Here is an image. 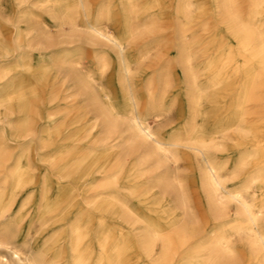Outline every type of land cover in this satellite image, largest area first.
I'll return each instance as SVG.
<instances>
[{"label": "rangeland", "instance_id": "1", "mask_svg": "<svg viewBox=\"0 0 264 264\" xmlns=\"http://www.w3.org/2000/svg\"><path fill=\"white\" fill-rule=\"evenodd\" d=\"M45 1L28 0L27 3L18 5L17 0H0V143L18 144L31 141L38 145L42 138L46 137L45 129L64 122L67 116L71 115V112L66 113L61 109L57 111L48 104L46 78L35 80L26 72L28 69L36 71L50 61H54L57 68L65 75L60 94L66 97L67 101H77L81 114L87 112L88 99L77 87V77L71 71L75 67L79 69L78 77L84 84L88 85L92 80L97 90L109 96L112 105L120 111L117 126L119 130L125 129L130 114L122 98L124 91L121 92L123 85L120 82V73H122L120 62L118 63L110 47L105 46L103 42L90 45L83 39L66 40L51 24L52 21L46 11L48 7H52V3ZM54 1L59 2V0ZM85 1L91 7L97 4L98 8L100 5L107 4L106 1L116 2V0ZM149 1L148 5L154 6L151 3L152 0ZM193 1L195 7L191 14L192 27L186 30L181 38L182 44L187 46L193 54L192 68L197 70L199 83L205 88L204 95L198 101L199 106H196L192 96L185 98V77L182 71L176 66L169 65L170 60L175 61L178 53L179 40L176 38L175 15L169 12L165 15L157 14L151 10L145 13L150 12L148 15L152 19L143 23L146 24L144 28H141L143 21L139 20L140 28L137 29L134 37L137 42L135 56L141 59L145 57V59L132 68L133 76L137 77L134 95L139 104L133 114L145 121L163 141L176 138L182 140L189 136H193V139L214 138L215 148L210 150L209 156L221 167L220 177L223 186L221 192L225 195L226 192H233L236 188L243 186L241 184L246 182L245 179L247 174L251 173V169L264 177V166H255L252 160L245 161L237 175L234 174L237 164L241 159L244 160V155H249L252 147L264 148V135L256 134V131L264 132V120L260 119L264 116V108L260 109L262 116H250L242 120L244 129L251 130L250 137L237 134L233 127H230V121L226 119L233 99L227 96L229 93L224 94L218 90L227 89V83L233 82L234 69L243 70L241 75H244V71H248L247 76L251 74L263 76L264 73L257 70L253 74L250 70L259 59V55L248 53L240 56L236 52L234 40L227 36L224 25L227 20L226 11L221 8L220 1ZM132 2L138 5L142 3V0ZM237 3L240 17L243 20L249 18L250 24L243 32L244 36H254L259 32L264 35V6L257 9V16L247 18L251 0H237ZM64 6L65 3H63ZM63 11H61L62 14ZM20 17L25 22L22 26L25 43L36 42L40 33H46L52 38L48 42L47 49L42 52L47 58H40L39 50H26L27 54L16 56L17 51L14 50L16 38L12 23L18 21ZM180 21L184 24L188 22L183 18ZM118 24L120 23L111 20L104 22L106 31L111 35L120 33ZM65 29L68 28L65 27ZM232 55L237 58L232 60ZM232 61L234 63H231ZM152 65H155L154 69H148L149 72L146 70L145 73L136 76L138 71ZM161 70L170 77L167 81L171 80L165 88L159 81L158 73ZM213 84L217 85L216 89L212 87ZM149 93L153 94L156 100L147 106ZM21 99L24 103L29 102L31 105L33 125L32 131L20 139V128L23 126L20 113L23 103ZM105 99L103 98V103H106ZM215 99H219L218 104L213 103ZM199 111L203 114L200 115ZM47 114H50L51 121L46 120ZM85 115L84 120L77 123V129L74 132L81 147L74 156L83 158L86 161L84 165L87 167L93 165L92 179L98 187L96 194L100 197H106L108 194L122 197L126 195L125 188L137 186L140 188L138 202L142 199L147 200L142 201L139 206L138 202L131 200L128 206L140 218L143 228L141 227L139 231L148 234L154 241H156L155 228L158 231L161 230L166 236L164 243L167 252L162 259L157 257L161 243L154 245V252L141 253V255L135 234L138 226L135 225L133 228L109 214L111 244L114 250L122 251L120 259L122 264H188L189 259H194L196 264H201L205 261L206 251L203 246L206 244H211L212 247L220 245L217 248L223 254L222 264H253L248 250L249 241L235 230L241 226L240 220L243 219L235 215L237 205L227 201L223 218L214 220L210 214L200 180V169L205 167L203 158L195 156L192 150L179 149L176 162L164 160L163 154L159 153L155 158L135 168L133 158L139 161L146 152L144 147L136 145L131 148L132 159L126 162L123 171L117 177L118 182L115 187L113 180L107 184V179L112 175L107 172L112 167V163L106 157L107 152L104 153L102 147L91 143V136L87 140L84 139L89 132H94L90 130L93 125L92 114ZM130 136V132L124 134L125 138ZM65 144L68 145V142ZM14 152L15 155L19 154V150L15 149ZM92 152L96 155V157L92 156L94 160L91 159ZM164 186H167V189H164ZM81 188L85 190L88 186L84 182ZM262 189L260 191L252 187L243 195V198L248 204L253 205V212L264 228V217L257 208L258 200L264 194V187ZM161 192L165 194L160 196ZM90 195L92 194L85 196ZM160 201L163 202L164 208L158 206ZM14 206H21V200L19 199ZM81 206L86 205L82 203ZM36 228L38 229V225ZM120 236L122 238H119ZM220 237H225L222 244L218 241ZM20 248L22 249V245ZM227 250L231 253L229 254ZM0 256L10 261V264H20L11 251L3 247H0ZM20 257L24 260V256ZM115 264L120 263L115 261Z\"/></svg>", "mask_w": 264, "mask_h": 264}, {"label": "bare ground", "instance_id": "2", "mask_svg": "<svg viewBox=\"0 0 264 264\" xmlns=\"http://www.w3.org/2000/svg\"><path fill=\"white\" fill-rule=\"evenodd\" d=\"M17 1L18 5L28 2V0ZM46 1L52 3V7H48L46 11L52 21L51 24L66 40L83 39L90 45L103 42L105 46L110 47L114 57L117 58L118 63L120 62L122 72L120 82L123 85L121 92L124 91L122 98L124 106L129 108L130 117L127 118V127L119 130L117 123L120 111L112 105V100L105 92L97 90L92 80L89 79L88 85L84 84L78 77L80 71L76 67L71 71L77 77L78 89L88 99V109L84 114H81L77 101H67V98L60 94L65 75L57 68L54 61H50L36 71L28 69L26 72L33 79L46 78L48 104L57 111L61 109L66 113L71 112V115H66L68 118L64 122L45 129L46 137H43L38 145L31 141L18 144L0 143V247L11 251L20 264H115V261L122 264L120 260L122 251L116 250L113 253L114 250L111 247L112 232L109 230V214L133 228L135 225L138 226L135 234L140 245V253L154 252V245H159L165 240V233L158 231L157 228L154 229L156 241L148 234L139 231L143 225L128 203L131 200L138 202L140 188L127 187L126 195L122 197L112 194L100 197L96 194L98 187L92 179L93 165L87 167L84 165L86 161L83 158L74 156L76 151L81 149L79 139H76L74 134L77 123L84 120L85 114H92L93 125L90 130L94 132H89L84 139L87 140L91 136V143L102 147L104 153L107 152L106 157L112 163V167L107 170L112 173L107 179V184L113 180V186H117V177L123 171L126 162L132 159L130 150L136 145L144 147L146 152L139 161L133 158L135 168L155 158L159 153L163 154L164 160L176 162L179 149L192 150L195 156L205 161V167L200 169V180L212 218L214 220L223 218L225 203L234 202L237 205L235 215L243 217L240 220L241 226L235 230L249 241L248 250L253 264H264V228L253 212V205L248 204L243 198V195L252 187L262 191L264 177L251 169V173L247 174L245 179L246 182L241 184L243 186L224 195L221 192L223 188L220 177L221 167L209 156L210 150L215 148L214 138L193 139V136H189L182 140L176 138L163 141L145 121L133 114L139 104L134 95L137 77L133 76L132 68L145 59V57L141 59L135 56L137 42L134 37L137 29L140 28L138 21H143L141 23L143 24L152 19L148 15L150 12L145 13L151 10L157 14L165 15L169 12L175 15L176 38L179 40L178 53L175 61L170 60L169 65L176 66L182 71L185 77V98L192 96L196 106H199L198 101L204 95L205 88L199 83L197 70L192 68L193 54L187 46L182 44L181 38L185 31L192 27L191 14L195 7L194 1L152 0L151 3L154 6H150L149 0H142V3L138 5H135L133 0H116L111 3L106 1L107 4L100 5L99 8L97 4L91 7L85 0H59L58 3L54 0ZM217 1H220L221 8L226 11L227 20L224 25L227 36L234 40L236 52L240 56L248 53L259 55V59L250 70L253 74L257 70L264 73V35L260 32L248 37L243 34L250 24L248 17L257 16V9L264 6V0H251L247 20L240 17L237 0ZM63 3H65L64 7ZM62 10H64L63 14ZM22 17L12 23L16 38L14 41L16 56L27 54L26 50H39L40 58H45L46 55L42 52L47 49L48 42L52 38L46 33H40L36 42L25 43L22 36V26L25 22ZM181 18L188 22L184 24L180 21ZM106 20L120 23L118 35H111L106 31L104 26ZM145 26L146 24H143L141 28ZM65 27L68 29L66 30ZM231 58L235 60L237 57L232 55ZM151 68L154 69L155 65L143 68L137 72L136 76ZM241 71L243 72V70L234 69L233 82L230 80L231 82L226 85L227 89L218 91L224 94L229 93L227 96L233 99L230 113L226 118L230 121V127H233L235 133L250 137L251 130L244 129L242 120L245 117L262 116L260 109L264 108V75L247 76L248 71H244V75H241ZM158 76L164 88L171 81L170 79L169 82L167 81L169 76L162 70ZM212 87L216 89L217 85L213 84ZM103 98H106V103H103ZM155 100L156 97L149 93L147 106L153 104ZM218 100H213V103L218 104ZM20 101L23 102L22 99ZM30 107L29 102L22 103L20 113L23 126L20 128V139L32 131L33 117ZM214 107L216 108L217 105ZM202 114L203 112H200V115ZM51 119L50 114H47L46 120L51 121ZM260 119L264 120V116ZM127 132H130L131 136L125 138L124 134ZM256 132V134L264 135V132ZM67 142L68 145L65 144ZM15 149L19 150V154L15 155ZM92 156L96 157L95 153L91 155V159L94 160ZM247 160H252L255 166H264V148L252 147L249 155H244V160L239 161L234 174L237 175L238 170ZM84 182L88 189L81 188ZM164 189H167V186H164ZM89 194L92 195L85 196ZM164 194L165 192H161L160 196ZM19 199L21 206H14ZM144 200L147 199L140 200L137 203L138 206ZM82 203L86 206H81ZM163 205V202H158V206L164 208ZM257 208L264 217V194L260 196ZM224 239L225 237L218 239L220 244ZM21 245L24 251L20 248ZM210 245L203 246L206 257L201 264H222L223 254L217 248L220 245L217 247ZM227 252L231 253L229 250ZM20 256H24V260ZM188 261V264L197 263L194 259ZM0 264H10V261L0 256Z\"/></svg>", "mask_w": 264, "mask_h": 264}, {"label": "crops", "instance_id": "3", "mask_svg": "<svg viewBox=\"0 0 264 264\" xmlns=\"http://www.w3.org/2000/svg\"><path fill=\"white\" fill-rule=\"evenodd\" d=\"M126 236V235H125ZM165 242V240L163 241V242H160L161 243V245L159 246V250H158V252H159V256H157L158 257V259H162V256L164 255V254H166V252H167V247H166V244L164 243ZM138 246V245H137ZM112 247V246H111ZM113 248V247H112ZM139 249V248H138ZM113 250H114V248H113ZM140 250V249H139ZM138 250V251H139ZM115 251H116V249L113 251V253H115ZM140 252V251H139ZM145 253V252H144ZM144 253H142V254H144ZM122 254V253H121ZM141 254V253H140ZM141 254V255H142Z\"/></svg>", "mask_w": 264, "mask_h": 264}]
</instances>
